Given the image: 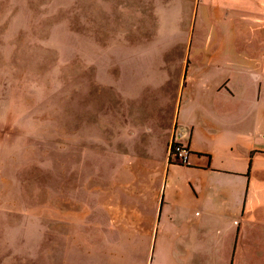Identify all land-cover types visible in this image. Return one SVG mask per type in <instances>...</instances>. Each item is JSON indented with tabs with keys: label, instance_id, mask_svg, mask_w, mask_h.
Masks as SVG:
<instances>
[{
	"label": "crops",
	"instance_id": "0c3cea01",
	"mask_svg": "<svg viewBox=\"0 0 264 264\" xmlns=\"http://www.w3.org/2000/svg\"><path fill=\"white\" fill-rule=\"evenodd\" d=\"M157 1L116 0L127 37L155 29ZM182 1L184 53L160 52L159 68L130 54L110 84L102 214L63 215L48 264H264V8Z\"/></svg>",
	"mask_w": 264,
	"mask_h": 264
},
{
	"label": "rangeland",
	"instance_id": "374dc122",
	"mask_svg": "<svg viewBox=\"0 0 264 264\" xmlns=\"http://www.w3.org/2000/svg\"><path fill=\"white\" fill-rule=\"evenodd\" d=\"M156 5L155 29L132 38L116 0H0V264H48L63 215L102 214L110 84L130 54L184 53L191 4Z\"/></svg>",
	"mask_w": 264,
	"mask_h": 264
},
{
	"label": "built area",
	"instance_id": "2783aa9c",
	"mask_svg": "<svg viewBox=\"0 0 264 264\" xmlns=\"http://www.w3.org/2000/svg\"><path fill=\"white\" fill-rule=\"evenodd\" d=\"M170 156L174 157L175 161L185 164L190 159V149L182 144L173 143L170 148Z\"/></svg>",
	"mask_w": 264,
	"mask_h": 264
}]
</instances>
